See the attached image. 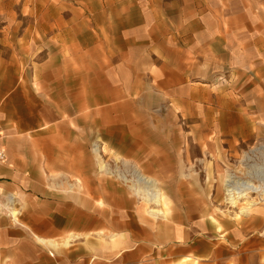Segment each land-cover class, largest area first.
Instances as JSON below:
<instances>
[{
  "label": "rangeland",
  "instance_id": "rangeland-1",
  "mask_svg": "<svg viewBox=\"0 0 264 264\" xmlns=\"http://www.w3.org/2000/svg\"><path fill=\"white\" fill-rule=\"evenodd\" d=\"M0 53L11 92L26 85L18 109L41 108L44 121L17 151L27 192L60 205L74 196L76 207L85 195L100 212L86 238L52 248L23 225L26 204L10 217L15 192L0 187V244L15 241L20 263L31 264L35 242L109 264L127 234L139 264H234L244 242L253 248L264 201L248 191L231 206L224 183H264V0H0ZM155 191L160 203L146 202ZM184 226L188 255L191 238L173 239Z\"/></svg>",
  "mask_w": 264,
  "mask_h": 264
},
{
  "label": "crops",
  "instance_id": "crops-1",
  "mask_svg": "<svg viewBox=\"0 0 264 264\" xmlns=\"http://www.w3.org/2000/svg\"><path fill=\"white\" fill-rule=\"evenodd\" d=\"M4 62L3 54L0 53V150L5 154L4 160L0 162V187L15 192L6 195L7 204L12 206L9 207V215L10 217H13L14 220L18 219L19 210L15 208V204L17 202H20V205L26 204V211L22 216V219L26 224L23 225L34 234L38 241L45 243L52 248L58 246L53 239L60 236H64L63 239L65 245L69 244L71 240L75 241V238L80 235H83L86 238V236L89 235L88 233H90L92 226L99 222V219L96 220L91 211L93 210L96 216L100 215V212L93 209L90 205L91 202L88 196L84 195L81 207H76L74 196H72V201L70 203H62L60 205L53 201H47L48 198L43 201H38L39 196H37V193L35 194L34 192L33 194L27 192L29 185L25 186V182L32 181V176L28 173H24L20 168V163L22 162L17 158V151L24 147V142L21 140V136L26 133L43 130L44 121L41 114V108L36 111H28L26 105H23L22 112L18 109L21 105L19 104L20 102H26V85H23L21 88L22 95L18 92H11L13 76H8V74H6L8 66H4ZM14 78L15 82L18 81L17 75H15ZM7 101H11V103H15L17 106L15 107V105H11L12 107L8 109ZM6 109H11V113H8ZM26 119L29 120L30 123H28ZM52 121L53 119L48 121V123ZM7 125H11V127L8 128ZM9 131L14 135L9 136ZM96 150L97 149L95 148V151ZM135 171L140 172L145 176V167L136 166ZM39 177L41 181L42 175ZM84 186L86 189V185ZM38 189L43 191L41 186H39ZM41 194L49 195L46 191H43ZM20 199L23 200V202ZM144 200L148 203L156 204L147 201L146 196ZM149 213L153 216H165L162 208L158 209L149 207ZM259 223V226H262L263 228V234H258L257 240L253 241V248L247 246V242L243 243L242 251L237 252L234 255V264H264V219H259ZM198 227L202 226L198 223ZM186 228L187 227L185 226L183 228L176 227L173 230V239L176 240L179 237L182 239L191 238L193 233H190ZM75 230L84 231V233H77V231L75 233ZM109 237H113V234L109 235ZM199 241L203 244L204 240L198 238V247ZM14 242L15 241L10 242L6 240V243L4 242L0 244V264H23V262L20 263L22 255H19L18 259L15 253L11 254V252H8V250L16 249V247H12ZM112 242L111 245H113L112 247H115V250L112 255H107L109 260L112 261L109 262V264H139L140 260H142L139 252V240L137 238L133 239L127 234L124 238L117 236ZM32 243L36 249L35 253L33 256H25L26 258L31 259V264H88L90 261L89 258L83 257L82 260L71 262V260L66 259L68 256L67 254H65L64 257H58L53 252L46 250L47 246H44V244L38 243V245H36L35 242ZM248 243H251V240H249ZM215 246H218V244L211 241L212 252L209 254L210 257H214L213 248ZM184 249L186 250V255L190 254L188 249L191 252L196 249V245L193 243L192 238L190 244H186ZM206 255V253L200 252L198 253V258L203 259ZM206 257H208V255ZM106 260H108V258H106ZM167 262L169 261L159 260L157 263L166 264Z\"/></svg>",
  "mask_w": 264,
  "mask_h": 264
},
{
  "label": "bare ground",
  "instance_id": "bare-ground-1",
  "mask_svg": "<svg viewBox=\"0 0 264 264\" xmlns=\"http://www.w3.org/2000/svg\"><path fill=\"white\" fill-rule=\"evenodd\" d=\"M216 143V142H215ZM232 146V145H230ZM256 148V147H255ZM258 148V147H257ZM263 148V147H262ZM253 149V148H252ZM261 149V148H260ZM203 150V149H202ZM253 151V150H252ZM258 154H259V151H258ZM261 154V152H260ZM249 159V158H248ZM243 160V159H242ZM241 160V161H242ZM239 171V170H238ZM139 176V179L142 180L143 183L147 184V185H151L152 186V183H151V179L150 178H147L145 176H143L140 172H137ZM261 173V172H260ZM233 174V173H232ZM260 175V174H259ZM262 175V174H261ZM228 176V174H227ZM225 177H226V174H225ZM211 178V177H210ZM217 179V178H216ZM227 179V178H226ZM225 179V180H226ZM231 179V178H230ZM236 180V179H235ZM243 181V180H242ZM229 182V181H228ZM238 182V181H237ZM241 182V181H239ZM246 182V181H245ZM210 183V182H209ZM248 183V182H247ZM226 184V185H225ZM239 184V183H237ZM235 183H224L225 186H227L225 189H226V201L231 205V206H236L237 203L239 202L238 200L242 197H247V192L248 191H255V192H258V195L261 196L258 198V200L260 201H264V183L259 187V186H251V185H247L245 184L244 182H241L240 185H237ZM250 184V183H249ZM223 185V187H224ZM159 186V185H158ZM211 187V186H210ZM215 187V186H214ZM138 188V187H137ZM146 198H147V201H151L153 203H160V196L158 194L157 191H155L154 193H151V194H146ZM163 198V196H162ZM256 203H258V201H256ZM165 204V203H164ZM243 210V209H242ZM153 211V210H152ZM164 214H165V211L163 210ZM242 212V211H241ZM168 213V212H167ZM187 258V257H186ZM185 258V259H186Z\"/></svg>",
  "mask_w": 264,
  "mask_h": 264
},
{
  "label": "built area",
  "instance_id": "built-area-1",
  "mask_svg": "<svg viewBox=\"0 0 264 264\" xmlns=\"http://www.w3.org/2000/svg\"><path fill=\"white\" fill-rule=\"evenodd\" d=\"M5 158V154L3 151L0 150V162L3 161Z\"/></svg>",
  "mask_w": 264,
  "mask_h": 264
}]
</instances>
